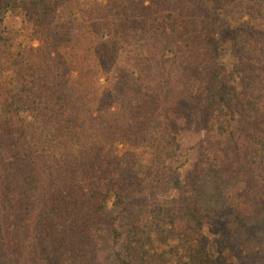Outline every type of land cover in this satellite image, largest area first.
Segmentation results:
<instances>
[{
    "label": "trees",
    "instance_id": "trees-1",
    "mask_svg": "<svg viewBox=\"0 0 264 264\" xmlns=\"http://www.w3.org/2000/svg\"><path fill=\"white\" fill-rule=\"evenodd\" d=\"M0 264H264V0H0Z\"/></svg>",
    "mask_w": 264,
    "mask_h": 264
},
{
    "label": "rangeland",
    "instance_id": "rangeland-1",
    "mask_svg": "<svg viewBox=\"0 0 264 264\" xmlns=\"http://www.w3.org/2000/svg\"><path fill=\"white\" fill-rule=\"evenodd\" d=\"M8 25H14V24L8 22ZM221 60H222V63L229 69H231L232 66L236 63L235 59L231 56L230 53L224 54ZM170 97L173 98L174 95L171 94ZM193 119L197 120L195 116L193 117ZM190 124L191 123H187L186 121H178V125H179L178 126L179 128L178 137L183 142L185 148L187 149H191L197 146V144L201 141V138H202V134L198 133L197 131L198 125L196 123L195 124L192 123L190 127ZM128 150H129L128 147H125V146L121 147L120 154H124ZM194 169H195V163L191 162L186 168L180 170V173L182 175V180L184 182L190 179V176L192 177ZM178 199H179L178 192L173 191L171 189L162 191L160 194H158L156 198V200H158L160 203L165 204V205L171 204L177 201ZM109 206L111 207L112 204L109 203ZM205 233L208 238L210 239L213 238V235L208 230H206ZM229 260L230 262L231 261L234 262V259H229Z\"/></svg>",
    "mask_w": 264,
    "mask_h": 264
}]
</instances>
